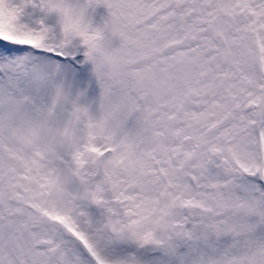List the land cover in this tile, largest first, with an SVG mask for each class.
<instances>
[{"label": "snow or ice", "instance_id": "1", "mask_svg": "<svg viewBox=\"0 0 264 264\" xmlns=\"http://www.w3.org/2000/svg\"><path fill=\"white\" fill-rule=\"evenodd\" d=\"M0 264H264V0H0Z\"/></svg>", "mask_w": 264, "mask_h": 264}]
</instances>
